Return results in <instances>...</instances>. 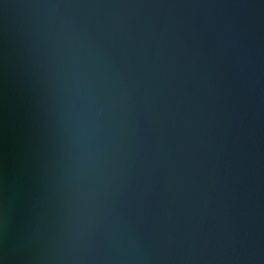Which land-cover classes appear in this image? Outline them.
Segmentation results:
<instances>
[{
  "label": "water",
  "instance_id": "95a60500",
  "mask_svg": "<svg viewBox=\"0 0 264 264\" xmlns=\"http://www.w3.org/2000/svg\"><path fill=\"white\" fill-rule=\"evenodd\" d=\"M0 264H264V0H0Z\"/></svg>",
  "mask_w": 264,
  "mask_h": 264
}]
</instances>
